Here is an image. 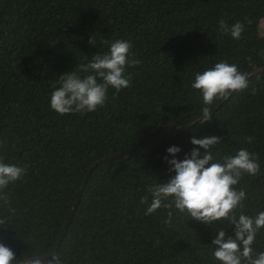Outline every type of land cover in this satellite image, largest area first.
I'll use <instances>...</instances> for the list:
<instances>
[{"label":"trees","instance_id":"trees-1","mask_svg":"<svg viewBox=\"0 0 264 264\" xmlns=\"http://www.w3.org/2000/svg\"><path fill=\"white\" fill-rule=\"evenodd\" d=\"M222 19L244 24L240 40L221 33ZM263 21L264 0H0V159L27 169L4 190L10 207L0 201V244L16 261L47 255L82 193L54 254L62 264H220L212 258L216 229L235 238L234 225L172 210L169 226V209L145 216L140 200L151 202L147 189L174 175L165 161L174 158L169 147L181 149L175 159L182 161L195 147L192 137L216 136V159L241 148L258 154L260 174L240 181L242 211H264V71L256 73L264 68ZM120 39L133 45L129 59L141 61L126 67L131 86L119 93L109 87L95 112L53 111L59 77L107 52L101 40ZM220 61L256 74L246 90L215 100L210 120L195 124L205 105L191 84ZM162 124L193 126L161 129L136 157L100 164L84 187L98 160L136 151ZM249 136L253 142L244 143ZM252 247L264 252V229Z\"/></svg>","mask_w":264,"mask_h":264},{"label":"clouds","instance_id":"clouds-1","mask_svg":"<svg viewBox=\"0 0 264 264\" xmlns=\"http://www.w3.org/2000/svg\"><path fill=\"white\" fill-rule=\"evenodd\" d=\"M222 34L230 35L233 40H240L245 31L242 22L231 25L222 19L219 21ZM101 44L109 45V50L103 54L92 56L87 64H81L75 71L59 77V87L50 95V108L64 116L76 113H91L105 105L109 87L116 93L131 86V76L126 74V67H136L141 64L138 59H129L133 45L127 40L107 41ZM89 44L96 46L93 35ZM250 67L251 57L247 58ZM86 74V75H82ZM248 73L238 70L236 64L220 61L213 67L197 72L191 88L202 96V119L205 122L212 116L211 105L217 99L227 98L232 93H238L249 87ZM100 81V82H98ZM255 89H253V92ZM254 137H245L244 143L251 144ZM190 143L195 146L184 159L175 157L181 149L169 147L167 153L174 157L165 161L169 165L171 175L167 182L151 185L140 203L146 205L144 215L150 216L158 209H169L167 225H171L173 211L207 225L216 221L227 222L235 226L234 237L227 236L224 229H216L212 241L215 250L212 258L220 264H264V252L255 253L253 244L256 236L264 229V211L255 216L244 214L243 201L247 198L246 191L240 186L241 179L260 174L259 156L247 148H241L235 155H225L220 159L219 152L215 155L212 149L220 144V138L206 136L192 137ZM2 146V142H0ZM203 149V152L200 151ZM27 174L25 167L6 164L0 159V201L10 207L9 195L4 190ZM240 209L237 216L236 210ZM5 220L0 219V224ZM41 264L38 259L25 258L15 260L14 252L4 244H0V264ZM46 264H62L60 258L54 255Z\"/></svg>","mask_w":264,"mask_h":264},{"label":"water","instance_id":"water-1","mask_svg":"<svg viewBox=\"0 0 264 264\" xmlns=\"http://www.w3.org/2000/svg\"><path fill=\"white\" fill-rule=\"evenodd\" d=\"M263 71H264V68L258 70L256 73H260V72H263ZM256 73H253V74L248 75V78H250L252 75H255ZM232 94H233V93H232ZM231 96H232V95H230L229 97H227V98L225 99V101L228 100ZM205 122H206V121H205ZM197 123H203V122L197 121L195 124H197ZM192 126H193V125H191L190 127H182V126L174 125V124H162V125L158 126L156 129H154V130L152 131V133L149 135V137H147V139H146V141L143 143V145H142L139 149H137L136 151H134V152H132V153H122V154L110 155V156H106V157H104V158L98 160V161L95 163V165L92 166L91 169H90V171L88 172L87 177H86V179H85L84 187H85L87 181L89 180V178H90L92 172H93V171H94V170H95L100 164H103V163H105V162H107V161H109V160H114V159H116V158L131 159V158L136 157V156H137V155H138V154L144 149V147H145V146L147 145V143L151 140V138H152V137H153L158 131H160L161 129H163V128H179V129H182V130L188 131V130H190V129L192 128ZM84 187L82 188V190L84 189ZM81 194H82V193H80V195H79L77 201L74 203V205H73V207H72V209H71V211H70V213H69V215H68V218H67L66 223H65V225H64V229H63V231H62V234H61L60 239H59V241L57 242L56 246H55V247L52 249V251H51L50 253H48L47 255L40 256V257H35V258H33V259H38L40 262H43V261H46V260L52 258V257L54 256V254L57 252V250L59 249V247H60V245H61V243H62V240H63L65 234H66L67 231H68V228H69L70 223H71V221H72V219H73V217H74V214H75V212H76V210H77V207H78V205H79V203H80V201H81ZM33 264H35V261H33Z\"/></svg>","mask_w":264,"mask_h":264},{"label":"rangeland","instance_id":"rangeland-1","mask_svg":"<svg viewBox=\"0 0 264 264\" xmlns=\"http://www.w3.org/2000/svg\"><path fill=\"white\" fill-rule=\"evenodd\" d=\"M261 31H262V33L264 34V21H263V23L261 24Z\"/></svg>","mask_w":264,"mask_h":264}]
</instances>
